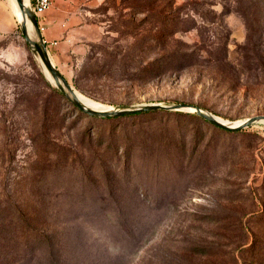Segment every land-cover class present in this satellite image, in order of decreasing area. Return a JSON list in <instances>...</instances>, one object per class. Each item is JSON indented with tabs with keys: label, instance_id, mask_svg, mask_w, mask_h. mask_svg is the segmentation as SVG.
Returning a JSON list of instances; mask_svg holds the SVG:
<instances>
[{
	"label": "rangeland",
	"instance_id": "obj_1",
	"mask_svg": "<svg viewBox=\"0 0 264 264\" xmlns=\"http://www.w3.org/2000/svg\"><path fill=\"white\" fill-rule=\"evenodd\" d=\"M68 2L96 30L63 75L82 95L264 115V0ZM179 112L86 116L17 29L0 48V264L264 262V123L248 151Z\"/></svg>",
	"mask_w": 264,
	"mask_h": 264
},
{
	"label": "water",
	"instance_id": "obj_2",
	"mask_svg": "<svg viewBox=\"0 0 264 264\" xmlns=\"http://www.w3.org/2000/svg\"><path fill=\"white\" fill-rule=\"evenodd\" d=\"M21 13V19L18 17V24L21 33L28 44L33 55L38 59L44 74L49 75V83L59 91L70 103L76 106L85 114L97 118H113L121 117L129 114L166 110V111H183L192 113L204 118L212 123L214 126L219 127L226 131H241L250 126L264 123V115L251 116L246 119L240 120L239 123L233 121L222 120L215 116L213 113L203 109L199 106L186 104V103H149V104H136V105H120L110 107L108 109L96 110L84 105L77 97L74 88L70 85L68 80L55 66L49 55L48 49L42 37V32L37 22V18L33 12L30 2L26 4L24 0H14ZM46 73H45V71Z\"/></svg>",
	"mask_w": 264,
	"mask_h": 264
},
{
	"label": "crops",
	"instance_id": "obj_3",
	"mask_svg": "<svg viewBox=\"0 0 264 264\" xmlns=\"http://www.w3.org/2000/svg\"><path fill=\"white\" fill-rule=\"evenodd\" d=\"M68 0L60 5L54 4L37 18L39 27H43V40L51 60L65 76L68 62L74 56L81 43L90 40L96 30L88 24L86 12L69 9ZM19 29L18 18L13 0H0V48L3 47ZM81 44V45H80ZM66 67V68H65Z\"/></svg>",
	"mask_w": 264,
	"mask_h": 264
},
{
	"label": "trees",
	"instance_id": "obj_4",
	"mask_svg": "<svg viewBox=\"0 0 264 264\" xmlns=\"http://www.w3.org/2000/svg\"><path fill=\"white\" fill-rule=\"evenodd\" d=\"M68 101V100H67ZM69 102V101H68ZM72 104V103H71ZM73 105V104H72ZM74 106V105H73ZM75 108H77L76 106H74ZM78 109V108H77ZM79 110V109H78ZM81 113H83V114H85L84 112H82L81 110H79ZM162 112H164V113H176V114H180L181 112H179V111H168V112H166V111H164V110H156V111H148V112H141V113H135V114H129V115H125V116H121V117H113V118H99V119H107V120H115V119H117V118H123V117H130V116H138V115H147V114H159V113H162ZM189 115H192V113L190 114V113H188ZM86 116H89V115H87V114H85ZM192 116H194V115H192ZM197 116V115H196ZM89 117H91V118H94V119H97V117H92V116H89ZM200 119H202V120H204V121H206L207 123H209V124H211L212 126H214L212 123H210L209 121H207V120H205L204 118H202V117H200V116H198ZM215 128H217V129H219V130H221V132H224V133H226V134H232V135H236V136H239V137H242L243 139H244V141H245V139H246V141L248 140V143L246 144V146L245 147H247L248 149V151H250L249 149H250V147H249V145H252V144H254V142H256V141H258L259 139H261L260 138V136L257 134V133H254V132H251L250 130H249V128L248 129H244V130H241V131H235V132H233V131H226V130H223V129H221V128H219V127H216V126H214ZM261 191L263 192L264 191V185H261L260 186V188L259 187H255L253 190H252V192L251 193H253L254 194V196H259V195H261ZM262 195H264V194H262ZM262 199V198H261ZM262 206H264V201L262 202ZM264 219V218H263ZM244 264H264V262H247V261H245L244 262Z\"/></svg>",
	"mask_w": 264,
	"mask_h": 264
},
{
	"label": "bare ground",
	"instance_id": "obj_5",
	"mask_svg": "<svg viewBox=\"0 0 264 264\" xmlns=\"http://www.w3.org/2000/svg\"><path fill=\"white\" fill-rule=\"evenodd\" d=\"M24 2H25L26 4H28L29 0H24ZM13 7H14V11H15L16 16H17L19 19H21V13H20L19 8H18V6H17V4H16V2H15L14 0H13ZM44 71H45V69H44ZM45 73H46V71H45ZM46 76H47V78L50 80V77H49V75H48L47 73H46ZM75 93H76L78 99H79L84 105H86V106H88V107H90V108H92V109L101 110V109H108V108H110V106H106V105H104V104H101V103H99V102H96V101H94V100H92V99H90V98H88V97L82 95L81 93H79V92L76 91V90H75ZM223 121H224V120H223ZM239 122H240V121H237V122H235V123L237 124V123H239Z\"/></svg>",
	"mask_w": 264,
	"mask_h": 264
},
{
	"label": "built area",
	"instance_id": "obj_6",
	"mask_svg": "<svg viewBox=\"0 0 264 264\" xmlns=\"http://www.w3.org/2000/svg\"><path fill=\"white\" fill-rule=\"evenodd\" d=\"M29 2L36 17L43 15L52 6V0H29ZM43 29L40 28L41 31Z\"/></svg>",
	"mask_w": 264,
	"mask_h": 264
}]
</instances>
